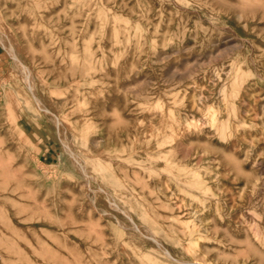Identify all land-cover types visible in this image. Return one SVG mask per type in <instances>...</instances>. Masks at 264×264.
<instances>
[{
	"label": "rangeland",
	"instance_id": "obj_1",
	"mask_svg": "<svg viewBox=\"0 0 264 264\" xmlns=\"http://www.w3.org/2000/svg\"><path fill=\"white\" fill-rule=\"evenodd\" d=\"M197 262L264 264V0H0V264Z\"/></svg>",
	"mask_w": 264,
	"mask_h": 264
},
{
	"label": "bare ground",
	"instance_id": "obj_2",
	"mask_svg": "<svg viewBox=\"0 0 264 264\" xmlns=\"http://www.w3.org/2000/svg\"><path fill=\"white\" fill-rule=\"evenodd\" d=\"M11 53L14 55V57L16 58V61L20 64L19 66H22V69H23V71H24V73L26 74V81L29 83V81H31L30 80V77H31V69L28 67V66H26V65H24L20 60H18V58H17V56H16V54L14 53V51L12 50L11 51ZM17 63V64H18ZM20 69V68H19ZM22 71V70H21ZM23 74V73H22ZM24 75V74H23ZM22 76V75H21ZM24 77V76H23ZM24 77V78H25ZM24 80V79H23ZM27 83V84H28ZM30 84V83H29ZM31 84H32V82H31ZM33 94H34V92H33ZM32 94V95H33ZM35 99V98H34ZM37 101V100H36ZM40 102V101H39ZM43 106V105H42ZM38 107H39V105H38ZM46 111H48L46 108H44ZM53 116H54V118H55V120H56V123H58V124H60L61 122H63V121H61L60 120V118L57 116V115H55V114H53ZM62 124V123H61ZM60 126V125H59ZM58 126V127H59ZM59 129V128H58ZM65 144V143H64ZM67 147V146H66ZM69 147V146H68ZM68 149V148H67ZM72 150V149H71ZM70 150V151H71ZM70 153V152H69ZM72 153H73V151H72ZM73 159H75V158H73ZM77 161V160H76ZM84 168H85V166H84ZM83 167H82V169H84ZM84 171H85V169H84ZM116 179V178H115ZM113 181H115V180H113ZM116 181H117V179H116ZM119 184V183H118ZM116 185V184H115ZM112 187H116V186H112ZM95 203V202H94ZM117 209H119V208H117ZM125 214H126V212L125 211H123ZM105 213V212H104ZM129 214V213H128ZM132 225H133V229L135 230V231H140V227L134 222V221H132V223H131ZM140 233V232H139ZM144 236V235H143ZM146 238V237H145ZM149 239V238H148ZM150 239H152L154 242H156L160 247H162V245H161V243H159L158 241H157V239H155L154 238V236H150ZM151 241V240H150ZM163 248V247H162ZM164 252H165V254L170 258V259H172V260H174V261H177V259L168 251V250H164ZM183 262V261H182ZM198 264H202V263H199V262H197ZM197 263H195V264H197ZM189 264H191V263H189Z\"/></svg>",
	"mask_w": 264,
	"mask_h": 264
}]
</instances>
